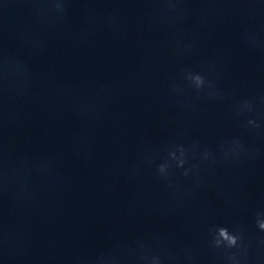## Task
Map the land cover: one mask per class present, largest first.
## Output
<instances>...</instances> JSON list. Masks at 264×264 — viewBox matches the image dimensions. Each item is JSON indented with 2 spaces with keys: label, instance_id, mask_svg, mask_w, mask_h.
Returning a JSON list of instances; mask_svg holds the SVG:
<instances>
[{
  "label": "clouds",
  "instance_id": "obj_1",
  "mask_svg": "<svg viewBox=\"0 0 264 264\" xmlns=\"http://www.w3.org/2000/svg\"><path fill=\"white\" fill-rule=\"evenodd\" d=\"M56 7L58 10H61V11L63 10L62 4H60V3H57ZM195 79H196L197 84L202 83V80L200 77H196ZM261 227L264 228V224H261ZM218 235L223 241H226L228 243V245H235L236 244V238L234 236L229 235V233L227 232L226 229L220 228L218 230ZM219 243H220V240H217V244H219Z\"/></svg>",
  "mask_w": 264,
  "mask_h": 264
}]
</instances>
